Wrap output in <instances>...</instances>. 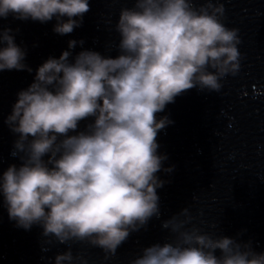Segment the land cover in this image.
<instances>
[{
    "label": "clouds",
    "instance_id": "9594fccd",
    "mask_svg": "<svg viewBox=\"0 0 264 264\" xmlns=\"http://www.w3.org/2000/svg\"><path fill=\"white\" fill-rule=\"evenodd\" d=\"M89 0H0V18L42 24L67 35L82 25ZM213 0H133L119 11L118 55L72 49L49 57L33 82L17 93L5 123L17 136L14 156L0 175V197L19 228H42L50 245L67 250L55 264H88L74 244L99 248L105 259L133 231L160 214L157 189L170 173L158 133L173 121L160 116L195 88L218 93L240 71L238 29L224 22ZM13 30H0V71L32 69ZM83 130L82 121L89 120ZM47 157V159H46ZM186 207L164 222L169 236L130 264H264V251L198 226Z\"/></svg>",
    "mask_w": 264,
    "mask_h": 264
}]
</instances>
